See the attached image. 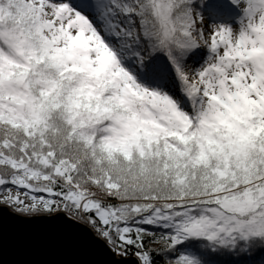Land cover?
<instances>
[{"label":"snow or ice","instance_id":"1","mask_svg":"<svg viewBox=\"0 0 264 264\" xmlns=\"http://www.w3.org/2000/svg\"><path fill=\"white\" fill-rule=\"evenodd\" d=\"M0 213L264 264V0H0Z\"/></svg>","mask_w":264,"mask_h":264},{"label":"water","instance_id":"2","mask_svg":"<svg viewBox=\"0 0 264 264\" xmlns=\"http://www.w3.org/2000/svg\"><path fill=\"white\" fill-rule=\"evenodd\" d=\"M3 264H135L114 255L87 227L63 221L24 223L0 213Z\"/></svg>","mask_w":264,"mask_h":264},{"label":"trees","instance_id":"3","mask_svg":"<svg viewBox=\"0 0 264 264\" xmlns=\"http://www.w3.org/2000/svg\"><path fill=\"white\" fill-rule=\"evenodd\" d=\"M158 243H150L149 245H148V247H150V248H158ZM130 257H135L134 255H131V254H129V255H127V256H124L123 258H130Z\"/></svg>","mask_w":264,"mask_h":264},{"label":"rangeland","instance_id":"4","mask_svg":"<svg viewBox=\"0 0 264 264\" xmlns=\"http://www.w3.org/2000/svg\"><path fill=\"white\" fill-rule=\"evenodd\" d=\"M118 256V258L120 257L119 255H117Z\"/></svg>","mask_w":264,"mask_h":264}]
</instances>
